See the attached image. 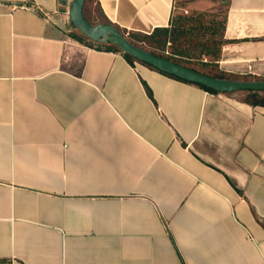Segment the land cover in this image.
Returning a JSON list of instances; mask_svg holds the SVG:
<instances>
[{"label":"crops","instance_id":"obj_1","mask_svg":"<svg viewBox=\"0 0 264 264\" xmlns=\"http://www.w3.org/2000/svg\"><path fill=\"white\" fill-rule=\"evenodd\" d=\"M72 1L0 0V264H264V105L77 40ZM95 1L144 34L176 4ZM223 36L264 79V0Z\"/></svg>","mask_w":264,"mask_h":264},{"label":"rangeland","instance_id":"obj_2","mask_svg":"<svg viewBox=\"0 0 264 264\" xmlns=\"http://www.w3.org/2000/svg\"><path fill=\"white\" fill-rule=\"evenodd\" d=\"M229 0H176L172 25L177 32L184 31L187 38L192 39L193 43L187 44L184 49L194 53L190 58L183 59L186 64L195 65L198 68L207 67L212 70L218 69L215 63L220 57L224 40V23L228 10ZM100 8L95 0H89L85 6V14L93 24L101 23L102 15ZM70 27V19L65 18ZM82 35L74 29L72 34ZM129 33H123L130 38ZM133 39L139 44L156 53H174L176 45L165 42L166 37L158 35L154 40L144 38L141 33L134 34ZM139 40V41H138ZM88 41V40H87ZM97 48H105L101 43L88 41ZM197 51V52H195ZM245 97V94H240Z\"/></svg>","mask_w":264,"mask_h":264},{"label":"water","instance_id":"obj_3","mask_svg":"<svg viewBox=\"0 0 264 264\" xmlns=\"http://www.w3.org/2000/svg\"><path fill=\"white\" fill-rule=\"evenodd\" d=\"M87 1L88 0H73L69 10V19L74 27L90 40L99 43L110 41L122 52L153 66L159 71L176 76L188 82L203 85L219 93H235L242 91L264 92V80L246 81L210 77L173 61L156 56L133 44L114 25L104 23L93 24L84 14Z\"/></svg>","mask_w":264,"mask_h":264},{"label":"trees","instance_id":"obj_4","mask_svg":"<svg viewBox=\"0 0 264 264\" xmlns=\"http://www.w3.org/2000/svg\"><path fill=\"white\" fill-rule=\"evenodd\" d=\"M89 1V0H88ZM87 1V2H88ZM87 4V3H86ZM101 11V10H100ZM101 15H102V20H101V23H104V24H110V25H114L116 26L115 24H113L107 17H105L102 13V11L100 12ZM84 14H85V9H84ZM86 16V14H85ZM86 18L93 23V21L86 16ZM172 23V22H171ZM170 23V25L168 27H164V28H156L151 34H144V33H141L143 35L144 38H147V39H150V40H154L158 35L160 36H165L166 37V40L165 42H168V43H171L172 45H176L177 48H176V52L174 53H169V54H166V53H156V52H153L151 50H148L144 47H141L139 46V44L133 39V36L134 34H137L135 32H132V33H129V36L130 38H128L133 44L145 49L146 51L156 55V56H159V57H162V58H165L167 60H170V61H173L177 64H180V65H183L189 69H192L196 72H199L201 74H205V75H208L210 77H214V78H226V79H234V80H246V81H251V80H264V79H261V78H248V77H240V76H232V75H228L226 73H223L221 72L219 69H216V70H212L210 68H207V67H202V68H198L196 67L195 65H192V64H186L185 62H183L182 60L183 59H186V58H190L192 56V54L194 53V49L193 50H189V49H184L186 47V45L189 43H193L192 39H188L187 38V33H185L184 31H181V32H177V30H175V28L173 27V25ZM225 24H226V19H225V23H224V28H225ZM122 33H125V32H128L126 30H123L121 29L120 27L116 26ZM72 28L73 29H76L74 27V25L72 24ZM77 30V29H76ZM81 33V32H80ZM82 34V33H81ZM72 36L74 38H76L77 40L83 42L84 39H89L87 38L86 36H84L83 34L82 35H76V34H72ZM139 41V40H138ZM99 43V42H97ZM101 45L105 46V48H98V49H106L108 51H117V52H121L123 54V56L125 57V59L131 64L133 65L134 62H140V63H143L153 69H156L154 68L153 66L149 65V64H146L144 62H141L135 58H133L132 56L122 52L116 45H114L112 42L108 41L106 43H101ZM197 52V51H195ZM220 58V57H219ZM218 58V59H219ZM217 59V60H218ZM157 71H159L158 69H156ZM161 72L162 74L164 75H167L169 77H172V78H175L177 80H180V81H183V82H187V83H192V82H188V81H185V80H182L176 76H173V75H169V74H166L162 71H159ZM195 85H198L200 86L201 88H203L204 90L208 91V92H211V93H218L217 91L213 90V89H210L208 87H205L203 85H200V84H196V83H193ZM245 92H248L252 98V101L251 103L253 105H257V104H263L264 105V92H252V91H245Z\"/></svg>","mask_w":264,"mask_h":264},{"label":"built area","instance_id":"obj_5","mask_svg":"<svg viewBox=\"0 0 264 264\" xmlns=\"http://www.w3.org/2000/svg\"><path fill=\"white\" fill-rule=\"evenodd\" d=\"M67 18L69 19V13H67Z\"/></svg>","mask_w":264,"mask_h":264}]
</instances>
